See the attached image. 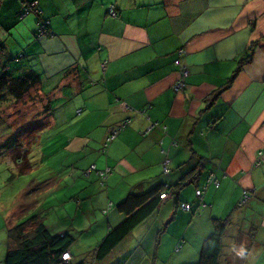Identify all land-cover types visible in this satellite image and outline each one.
Listing matches in <instances>:
<instances>
[{"label":"crops","instance_id":"obj_1","mask_svg":"<svg viewBox=\"0 0 264 264\" xmlns=\"http://www.w3.org/2000/svg\"><path fill=\"white\" fill-rule=\"evenodd\" d=\"M36 1L52 32L37 38L36 16L29 13L20 19V0H0V47L27 55L23 62H12L11 71L35 69L44 100L38 118L25 117L26 110L15 124L16 129L22 126V134L12 135L18 145L32 126L36 129L33 142L28 148L20 146L21 152L32 144L42 149L60 137L58 146L70 157L58 164L75 177L74 187L77 171L91 165L106 169L99 205L102 211L114 206L104 221L95 218L102 223L100 240L122 220L116 205L127 194L183 181L176 194L160 201L161 220L174 209L185 219L203 212L199 218L205 217L210 228L213 218H226L222 247L226 244L231 251L233 244H241L242 264L251 256L255 264H264V158L254 166L264 150V0ZM250 47L251 58L244 62ZM3 57L0 52V61ZM176 59L187 70L180 92L172 89L181 75ZM47 104L50 108L44 112ZM4 113L0 120L12 130L15 125H8ZM124 121L126 126L102 151L104 137ZM154 121L159 127L148 130ZM11 132L0 133L1 144ZM166 160L169 171L164 173ZM209 174L219 183L203 191L205 207L200 208L194 191ZM81 176L85 183L79 192L91 197L99 177L94 170ZM52 182L53 177H45L37 184ZM191 184L192 191L184 190ZM248 191L252 197L237 209ZM74 200L76 207L83 202ZM177 201L189 202L191 209H179ZM178 247L176 243L175 250ZM68 252L71 262L82 254L71 248Z\"/></svg>","mask_w":264,"mask_h":264},{"label":"rangeland","instance_id":"obj_2","mask_svg":"<svg viewBox=\"0 0 264 264\" xmlns=\"http://www.w3.org/2000/svg\"><path fill=\"white\" fill-rule=\"evenodd\" d=\"M43 101L39 102V108L34 107L38 100H35L36 103L27 102L24 104L19 101L16 103L17 105L15 104L16 106L9 104L4 108V114L8 115L10 125L14 126L19 123V115L21 116L23 111L28 110L25 117L38 118L40 114H36V112L42 109ZM34 127H31L30 133L26 137L22 139L21 136L22 148H28L30 141L34 138L31 135L36 130ZM7 128L6 122L2 123L0 120L1 132L12 131L11 136L6 140L3 139L2 144L0 143V264H3L8 229L30 215H38L52 234L60 231H67L71 234L74 241L70 248L74 254L82 253L75 255V258L86 259V264H193L197 261V250H199L202 241L211 234V224H208L207 221L206 225L205 217L199 218L203 212L193 214L185 219L182 215L177 214L175 209L167 215L166 219L161 220L160 204L144 218L145 224H141V222L140 226L136 225V228L134 227L125 236L124 241L116 246L106 258L99 262L91 259L90 254L94 251L93 246L100 240L102 233V223H96L95 218L104 221L106 219L104 214L114 206L112 205L107 211H102L103 206L99 205L100 191H103L101 189L104 187L100 184V179L99 182L98 180L93 182V187L96 185V188L91 189L93 195L85 198V195L79 192V186L85 183V178L81 175L88 176L92 169L89 167L86 169L87 171L85 170L86 173L83 169L81 172L77 171L75 176H79V183L74 187L75 177L69 175L67 169L58 164L59 161L70 157L63 153L58 146L60 137L44 143L42 149H36V145L32 144L29 151L24 154L20 150L22 143L18 145L19 139L15 135L12 137L13 133L20 132L22 134V126L16 129L15 125L13 129L16 130L14 131ZM16 145L18 147L14 148ZM21 153L23 161L16 165L14 157H20ZM26 157L34 165L32 169L29 168L20 173L19 169L23 170L22 168L26 165ZM30 157H37V159ZM45 177H53V182L48 185L37 184L40 178ZM40 185L41 187L38 188ZM184 188V190L192 191L193 185ZM76 197L83 200L78 207L74 200ZM173 197L171 195L169 199L173 200ZM78 208L82 210H78ZM191 219L192 222L188 223ZM176 234V241L173 242ZM176 243L179 247L175 250ZM230 252L233 251H229L225 244L222 247L221 264H242L243 261ZM229 253L230 255L227 256ZM248 258V264H255L253 256Z\"/></svg>","mask_w":264,"mask_h":264},{"label":"trees","instance_id":"obj_3","mask_svg":"<svg viewBox=\"0 0 264 264\" xmlns=\"http://www.w3.org/2000/svg\"><path fill=\"white\" fill-rule=\"evenodd\" d=\"M30 2L32 1L25 2L20 0V8L17 12L18 18L20 14L23 13V5ZM40 15L39 17L35 15L36 20L34 37L36 36V38L42 35L52 34V32L49 31L48 24L43 26L42 30L37 29V20L44 19ZM44 20L47 21L46 19ZM3 48L4 47H0V49H2L0 52L4 56L3 61H0V113L3 112V109L9 104L15 105L19 101H22V104L27 102L34 103L35 100H38V102L42 101L38 94V90L41 88V79L39 73L35 69L29 68L19 74L11 71L13 69H11L10 64L12 62L20 61L21 59L23 62L24 57L27 55H25V53L22 51L18 53H10L5 51V48ZM249 50L250 52L248 57L243 59L244 62L249 61L251 58L252 47H250ZM2 66L4 67L2 68ZM232 78L233 76L228 80L225 87L231 83ZM49 108V104L43 106L44 112L48 111ZM154 123L157 124L153 125L151 129L159 127L157 121L151 122L149 125ZM117 127L118 126L112 127L113 130L110 129V131L104 137L101 146L102 151L116 136L114 134L113 138L108 140V137L113 134V131L116 130V132H119L124 128L122 127L121 129H117ZM33 140L34 139H32L30 143H32ZM17 160L22 163V154L20 157H14V163L16 165L18 164ZM25 161L26 165H24L22 168L23 170L19 169L20 173L22 171L25 172L29 168L32 169L33 164L28 163L27 160ZM261 163L262 160L257 164L254 163V166H259ZM92 170H94L97 173L99 179H101L98 172L104 170H97L95 168ZM204 184L202 186H204ZM184 185L185 183H183V181L178 182L175 186H163V183H161L138 194H127L124 200L116 205V209L123 214L122 220L117 225L107 230L106 234L96 245L94 251L90 254L91 259L99 262L106 258L136 225L142 222V220H144V218L150 212H152V210L158 207L160 201L162 200L159 197L161 192H165L166 194H176L177 190L179 191ZM246 193L247 199L252 197L253 193L251 191ZM242 198L243 193L239 201L240 205H238L237 209L244 203ZM178 202L180 201H177V203ZM227 225L228 219L226 218L212 219V232L202 241L198 251L197 261L193 264H221L220 258L223 255L222 237L226 231ZM73 241L74 237L68 232L65 231L59 234H52L44 225L43 221L38 217V215H30L25 220L17 222L8 229L7 240L5 243L6 249L2 262L3 264H86V259H80L75 262H71V256L68 260H62L63 253L69 251Z\"/></svg>","mask_w":264,"mask_h":264},{"label":"built area","instance_id":"obj_4","mask_svg":"<svg viewBox=\"0 0 264 264\" xmlns=\"http://www.w3.org/2000/svg\"><path fill=\"white\" fill-rule=\"evenodd\" d=\"M34 13L35 15H37L39 17V15L41 14V10L38 6V2L35 0V1H32L28 4H24L23 5V13L20 14L19 18H22L24 17L26 14L28 13ZM109 12L113 15L114 11H113V8L110 6L109 7ZM48 22L45 21L44 19L43 20H37L36 22V25H37V29L38 30H42L43 26L47 25ZM182 50H179V53H181ZM175 63L177 65H179V68H180V77L172 84V89L174 92H180L181 90H183L184 86H185V82H184V77L187 75V70L186 68L180 63V60L179 59H176L175 60ZM127 124V121H124L123 123H121L120 125H118L117 129H121L122 127H124L125 125ZM157 123H154L152 124L155 125ZM149 126H148V130H149ZM113 130V129H112ZM118 132V131H117ZM116 130L113 131V134L108 137V140H111L114 136V134L116 135L117 134ZM264 158V150H261L258 152L257 154V157L254 161L255 164L259 163V161H261L262 159ZM90 169H94V166L91 165L90 166ZM169 171L168 169V161L166 160L164 162V165H163V172L164 173H167ZM98 174L100 175L101 179H103L105 177V174H106V169L104 171H100L98 172ZM218 179L213 175V174H210L208 176V178L206 179L205 181V184L204 186H201L200 188L196 189L195 190V195L198 197L199 199V202H198V206L200 208H203L205 207V203L202 201V194H203V191L206 189V187L210 184H213L214 186H218ZM166 193L165 192H161L159 194V197L160 199H165L166 198ZM247 198V193L244 192L243 193V198H242V201H244L245 199ZM178 207L184 211H189L191 209V205L190 203L188 202H179L178 203ZM69 259V254L67 252L63 253L62 255V260H68Z\"/></svg>","mask_w":264,"mask_h":264},{"label":"clouds","instance_id":"obj_5","mask_svg":"<svg viewBox=\"0 0 264 264\" xmlns=\"http://www.w3.org/2000/svg\"><path fill=\"white\" fill-rule=\"evenodd\" d=\"M21 19V18H20ZM151 129V128H150ZM149 129V130H150ZM95 168V167H94ZM101 180H103V179H101ZM194 193H195V191H194ZM180 202H186V201H180ZM179 203V202H178ZM178 203H177V205H178ZM189 203V202H188ZM191 205V204H190ZM179 208V207H178ZM180 209V208H179ZM182 210V209H181ZM233 252H234V254H235V256L237 257V258H239V259H243L244 258V253H245V248H244V246L243 245H239V246H236L235 244H233L232 245V249H231ZM68 253V252H67ZM69 254V253H68ZM69 257H70V254H69Z\"/></svg>","mask_w":264,"mask_h":264},{"label":"water","instance_id":"obj_6","mask_svg":"<svg viewBox=\"0 0 264 264\" xmlns=\"http://www.w3.org/2000/svg\"><path fill=\"white\" fill-rule=\"evenodd\" d=\"M151 127H152V124L149 125V128H151Z\"/></svg>","mask_w":264,"mask_h":264},{"label":"bare ground","instance_id":"obj_7","mask_svg":"<svg viewBox=\"0 0 264 264\" xmlns=\"http://www.w3.org/2000/svg\"><path fill=\"white\" fill-rule=\"evenodd\" d=\"M4 66H2V68H3Z\"/></svg>","mask_w":264,"mask_h":264}]
</instances>
